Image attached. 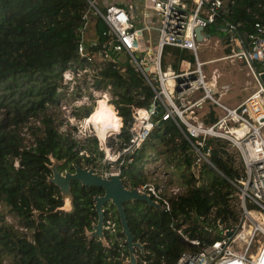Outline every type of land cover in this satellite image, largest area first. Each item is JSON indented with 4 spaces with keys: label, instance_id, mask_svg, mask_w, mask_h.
Here are the masks:
<instances>
[{
    "label": "trees",
    "instance_id": "obj_1",
    "mask_svg": "<svg viewBox=\"0 0 264 264\" xmlns=\"http://www.w3.org/2000/svg\"><path fill=\"white\" fill-rule=\"evenodd\" d=\"M88 9V0H0V264H132L120 215L111 201L104 204L105 224L114 223L104 229L106 241L90 233L99 219L95 196L104 193L103 187L72 180L71 208H63L64 192L50 166L56 160L62 173L74 171L76 164L91 166L101 174L111 170L110 163L102 162L105 152L98 136L89 134L76 148L78 141L60 129L48 105L58 101V79L76 56ZM257 10L264 17V0H234L226 17L242 21V28L251 31ZM92 17L96 21L94 39L106 24L102 18ZM169 47L174 49L172 63L177 69L185 49ZM102 75L105 82L113 81L119 93L123 125L116 110L114 116L115 126L121 129L114 135L119 145L130 137L132 104H151L153 91L133 64L128 63L123 73L109 65ZM202 109L199 120L206 124L220 114L212 102ZM101 111L111 121L106 104L93 111L95 120L100 123ZM33 116L41 118V125L33 128L37 145L27 148L21 132ZM209 143L211 159L222 173L244 172L243 155L230 140L212 136ZM157 148L167 163L164 173L177 175L186 188L182 194L170 196V210L163 202L159 206L141 199L125 202L130 228L143 244L134 249L137 264H176L184 251L200 249L180 229L191 237H206L201 215L211 212L214 217L234 220L240 209L233 184L212 165L194 164L191 143L171 119L155 125L132 159L126 156L115 164L126 187L152 180L145 164L150 151Z\"/></svg>",
    "mask_w": 264,
    "mask_h": 264
},
{
    "label": "built area",
    "instance_id": "obj_2",
    "mask_svg": "<svg viewBox=\"0 0 264 264\" xmlns=\"http://www.w3.org/2000/svg\"><path fill=\"white\" fill-rule=\"evenodd\" d=\"M88 1L76 56L61 71L57 83L58 101L48 102L60 129L71 133L78 141L77 148L85 143L89 134H96L92 128L97 126L90 119L93 112H88L89 108L106 101L122 116L119 93L113 81L105 82L102 71L111 65L123 73L128 63L133 64L145 85L152 89L153 98L149 105L132 104L128 141L115 146L108 143L107 137L121 129L112 131L105 139L98 130L100 147L105 152L103 160L117 164L126 156L132 159L148 140L158 120H174L193 147L194 164L208 163L219 172L211 159L213 147L209 138L218 136L230 140L240 149L245 163L240 175L221 172L235 187L240 203L238 217L225 220L214 217L211 212L201 215L199 219L206 237H191L189 232L180 229L179 232L200 249L184 251L176 264H264V17L261 12L255 11L254 27L246 31L242 21L226 17L228 6L234 0ZM258 8H262L261 4ZM92 15L102 18L106 26L95 33L97 38L88 39L87 31L96 23ZM213 23L229 32L227 39L216 41L217 50L222 49L224 53L202 60L200 44L208 45L210 40L204 28L210 29ZM199 27L201 38L197 34ZM150 31L154 32L153 37H145ZM167 45L191 50L194 59L183 55L177 72L167 74L162 67ZM236 61L238 65L234 64ZM220 62L227 64L217 65ZM206 64H210L209 67H205ZM241 64L246 66V76L241 72L245 70ZM249 75L253 81L247 78ZM172 79L177 80L173 83L176 97L167 86ZM250 85L253 89L235 104L223 100L229 91L239 90V87L245 91ZM208 102L220 110L217 120L211 124L194 116L197 109ZM36 125H41V118L36 116L23 124L21 133L27 148L37 145L33 130ZM115 172L120 173V169L104 174L110 176ZM164 176L140 182L134 188L150 195L157 203L163 202L170 210V196L182 194L186 186L168 182Z\"/></svg>",
    "mask_w": 264,
    "mask_h": 264
},
{
    "label": "rangeland",
    "instance_id": "obj_3",
    "mask_svg": "<svg viewBox=\"0 0 264 264\" xmlns=\"http://www.w3.org/2000/svg\"><path fill=\"white\" fill-rule=\"evenodd\" d=\"M135 1L140 2V3H145V0H135ZM100 6L102 8H105V6L103 4H100ZM210 27H211L210 29H209V27L204 28V31H206L210 35V40H209L208 45L201 43L200 44V47H199V54H200V58L202 60H207V59H210L211 57L221 56L224 53V50H222V49L217 50L218 45H216V41L218 39L225 40V39L228 38V35H229V32L226 29H224V28H217V24L216 23H213ZM93 31H94V23L91 24V26L89 27V29L87 31V38L88 39H91L92 38ZM153 33H154L153 31H150V32H147L146 34H144V36L145 37H153ZM166 50H167V53H166ZM173 51H174V49H172L168 45L165 46V48H164V56H163V60H162V67H163V70L167 74H171V73H176L177 72V69H175L176 67L172 63V62H174L173 61V58H174V52ZM183 51H184L183 52V55H187V56L191 57L192 59H194V54H193V52L191 50L185 49ZM172 52H173V54H172ZM168 54H169V56H168ZM170 57H171V59H170ZM238 63L239 62H237V61L234 62V64H236V65H238ZM226 64H227L226 62L225 63L224 62H220L217 65L223 66V65H226ZM209 65L210 64H206L204 66L205 67H209ZM241 65L243 66V69L246 68V66L244 64H241ZM246 71H247V69L243 70V73H244L245 76H246ZM247 78H249V79H251L253 81L252 76L249 75V76H247ZM176 81H177L176 79H172V80H169L167 82L168 89H169L170 93L174 97L177 96L176 87L173 85V83L176 82ZM252 89H253V87H252V85H250L249 89H245V91H243V93H247V92H249ZM236 92H237V90H234V89L231 90V91H229L223 97V100L225 102H227L228 100L231 99V97L234 96V94ZM197 110H199V111L194 116H196V118L199 119L200 112L203 109L201 108V109H197ZM101 113H102V111H101ZM90 119L91 120H95L92 117ZM99 119H100V117H99ZM57 122H58V120H57ZM103 124L104 123H102V125ZM105 126H106V124H105ZM82 129L84 130L83 127H82ZM92 129H93V131L97 135V133H98V127L97 128H92ZM116 133H113L110 136H108L107 137V140L110 141L112 139V142H113L112 144H114L115 146H118V139H116L114 137V135ZM81 153H82V151H81ZM87 154H89V153H87ZM55 162H56V160H55ZM102 162L104 163L105 161L102 160ZM166 166H167V163L165 162V156L162 153H158V148L156 150H151L150 151V155L148 156V160H147V162L145 164V171L148 174H150L151 179L152 180H154V179H157L158 180L160 177H162L163 175H165L164 177L167 178L168 182H179L180 180L177 179V175H175L173 173H170V174H165L164 173V170H166ZM110 169L111 170L110 171H107V172H114L116 170L115 164H110ZM64 175L65 174H63V176ZM63 176L61 178H59L55 174V178L60 183V185L62 186V188L65 186L64 177ZM198 182H201V180L199 179ZM71 196H72L71 194L70 195H67L65 193V191H64L65 203L63 205V208H66V209L71 208V204H72V197ZM0 208H3V206H0ZM8 216H9V218H12L13 219V217L10 214ZM103 226L106 228V225L105 224H103ZM112 226H113V224H112ZM115 227H114V229H115ZM90 233H95V234L97 233V234H99V236H101L104 239V241H106V239L104 237V228L98 229L97 228V223L95 224V229L92 230V231H90ZM128 260H130V262L132 264H135V262H136V259L134 258V254H132L131 252H130V257H129Z\"/></svg>",
    "mask_w": 264,
    "mask_h": 264
},
{
    "label": "water",
    "instance_id": "obj_4",
    "mask_svg": "<svg viewBox=\"0 0 264 264\" xmlns=\"http://www.w3.org/2000/svg\"><path fill=\"white\" fill-rule=\"evenodd\" d=\"M241 33L245 35V31L241 30ZM198 38L202 37L201 27L197 30ZM245 40L248 43V39L245 36ZM160 121L158 120V123ZM57 162H54L51 166L54 169V172L57 177L61 178L63 174L65 186L62 188L63 192L64 189H68L70 194V184L72 180H80L83 184L87 185H95L99 187H103L104 193L98 194L95 196L96 200V209L99 214V219L97 222V228L101 229L105 227L103 226L105 222V202L111 201L115 206L120 215L121 225H122V232L126 236V242L128 243L130 252L134 254V249L136 246H140L143 248V244L135 239V234L130 228L129 220L127 217V213L125 210V202L132 200V199H141L147 201L149 204L159 206L160 204L157 203L150 195L140 193L136 188H129L126 187L120 173H113L110 176H106L104 174L98 173L93 167L91 166H83L81 164L75 165L74 171H66L62 173L56 167ZM56 169V170H55ZM54 180L59 183L54 175ZM60 184V183H59ZM72 197V196H71ZM97 234V233H96ZM99 235V234H98ZM134 258L135 254H134ZM135 264H137L135 262Z\"/></svg>",
    "mask_w": 264,
    "mask_h": 264
},
{
    "label": "bare ground",
    "instance_id": "obj_5",
    "mask_svg": "<svg viewBox=\"0 0 264 264\" xmlns=\"http://www.w3.org/2000/svg\"><path fill=\"white\" fill-rule=\"evenodd\" d=\"M103 104H106L108 107H110V109H111V112H110V115H111V121L107 118V117H105L104 115H103V111H102V116H101V118H100V123L99 122H97L96 120H93L94 122H95V124H96V126L98 127V130H99V134H100V136H101V138L102 139H105L110 133H111V130H110V128L112 129V131H116V130H119V128H117L116 126H115V123H114V116H115V109H114V107L110 104V103H108V102H106V101H100V103H99V105H98V107H96L95 109L96 110H98L99 108L101 109V105H103ZM91 117L93 118V119H96V116H94L93 114L91 115ZM104 117V118H103ZM102 123H104L103 125H102ZM105 124H106V126H105ZM122 126V125H121ZM121 128V127H120ZM64 191H65V193L67 194V195H70V192H69V190L66 188V189H64Z\"/></svg>",
    "mask_w": 264,
    "mask_h": 264
},
{
    "label": "crops",
    "instance_id": "obj_6",
    "mask_svg": "<svg viewBox=\"0 0 264 264\" xmlns=\"http://www.w3.org/2000/svg\"><path fill=\"white\" fill-rule=\"evenodd\" d=\"M241 72L243 73V70H241ZM241 87H239V90H237V92L234 94L233 97H231V99L229 100L231 103L235 104L238 100L240 101L247 93H243L242 89H240ZM242 91V92H241Z\"/></svg>",
    "mask_w": 264,
    "mask_h": 264
},
{
    "label": "clouds",
    "instance_id": "obj_7",
    "mask_svg": "<svg viewBox=\"0 0 264 264\" xmlns=\"http://www.w3.org/2000/svg\"><path fill=\"white\" fill-rule=\"evenodd\" d=\"M92 111L91 112H93L94 110H95V108L93 107V109H91ZM121 114V113H120ZM98 138H99V136H98ZM100 139V138H99ZM54 162H55V160H54ZM53 164H51L50 166H52ZM104 224H105V222H104ZM106 225V224H105ZM106 228H108V226L106 225Z\"/></svg>",
    "mask_w": 264,
    "mask_h": 264
}]
</instances>
